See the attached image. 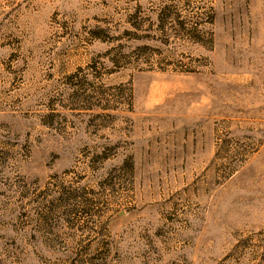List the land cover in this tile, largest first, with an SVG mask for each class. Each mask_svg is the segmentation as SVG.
Here are the masks:
<instances>
[{"label": "rangeland", "instance_id": "374dc122", "mask_svg": "<svg viewBox=\"0 0 264 264\" xmlns=\"http://www.w3.org/2000/svg\"><path fill=\"white\" fill-rule=\"evenodd\" d=\"M0 264H264V0H0Z\"/></svg>", "mask_w": 264, "mask_h": 264}]
</instances>
